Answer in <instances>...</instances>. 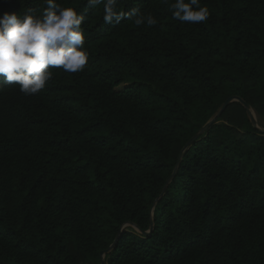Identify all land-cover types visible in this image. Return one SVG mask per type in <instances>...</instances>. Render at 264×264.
<instances>
[{
	"label": "trees",
	"instance_id": "trees-1",
	"mask_svg": "<svg viewBox=\"0 0 264 264\" xmlns=\"http://www.w3.org/2000/svg\"><path fill=\"white\" fill-rule=\"evenodd\" d=\"M56 2L83 14L88 60L35 95L0 77V264H102L118 233L103 264H264V0H200L201 23L120 0L151 27ZM230 96L248 107L218 114Z\"/></svg>",
	"mask_w": 264,
	"mask_h": 264
},
{
	"label": "clouds",
	"instance_id": "clouds-1",
	"mask_svg": "<svg viewBox=\"0 0 264 264\" xmlns=\"http://www.w3.org/2000/svg\"><path fill=\"white\" fill-rule=\"evenodd\" d=\"M87 3L90 8L103 5V20L107 24H119L125 18L132 19L138 27L158 23L151 13L139 9L124 12L120 0H87ZM169 11L173 19L188 23L205 22L210 15L209 8L200 0H174ZM83 22L84 16L76 8L62 6L56 0H44L38 14L35 11L0 14V77L4 84L16 85L24 95H35L52 79L51 69L82 71L88 60ZM127 223L124 225L132 226Z\"/></svg>",
	"mask_w": 264,
	"mask_h": 264
},
{
	"label": "water",
	"instance_id": "water-1",
	"mask_svg": "<svg viewBox=\"0 0 264 264\" xmlns=\"http://www.w3.org/2000/svg\"><path fill=\"white\" fill-rule=\"evenodd\" d=\"M233 100H237V101L241 102V104H243V106L248 107V104H247L244 100H242L240 97H238V96H230V97H228V98L225 100V102L223 103V105H222L221 109L219 110L218 114L220 113V111H222V109H223L227 104H229V103L232 102ZM218 114H217L216 117H214L212 120L208 121V122L202 127L201 130H199L195 135H193V136L191 137V139H190V140L185 144V146L183 147L182 151L185 150V149H186L191 143H193V142L197 139V137L200 135V133H201L203 130H206V129H207V128H208L213 122H215V120H216ZM262 130H264V129H262ZM176 168H177V166L175 167L174 172H175ZM174 172H173V173H174ZM172 175H173V174H172ZM171 177H172V176H171ZM171 177L167 180V182L170 181ZM162 193H163V191H162ZM127 224H131V223H127ZM132 226H134V227H135L140 233H142V234L150 233L151 230H152V224H151V227H150V229H149L148 231H141L137 226H135V225H133V224H132ZM118 236H119V233L116 235V237H115L113 243H112L107 249L103 250V251L100 253L102 264L104 263V261H103V260H104V256H105L107 253H109V252L111 251V249L113 248V246L115 245V243H116V241H117V239H118Z\"/></svg>",
	"mask_w": 264,
	"mask_h": 264
},
{
	"label": "rangeland",
	"instance_id": "rangeland-1",
	"mask_svg": "<svg viewBox=\"0 0 264 264\" xmlns=\"http://www.w3.org/2000/svg\"><path fill=\"white\" fill-rule=\"evenodd\" d=\"M126 84L122 83L116 87L117 90H121ZM130 225H124L122 230H126Z\"/></svg>",
	"mask_w": 264,
	"mask_h": 264
}]
</instances>
